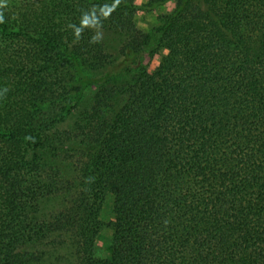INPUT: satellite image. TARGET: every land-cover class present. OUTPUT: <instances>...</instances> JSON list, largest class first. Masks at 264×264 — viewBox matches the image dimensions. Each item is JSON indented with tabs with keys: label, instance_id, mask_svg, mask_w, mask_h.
Segmentation results:
<instances>
[{
	"label": "trees",
	"instance_id": "obj_1",
	"mask_svg": "<svg viewBox=\"0 0 264 264\" xmlns=\"http://www.w3.org/2000/svg\"><path fill=\"white\" fill-rule=\"evenodd\" d=\"M169 3L0 0V264H264V0Z\"/></svg>",
	"mask_w": 264,
	"mask_h": 264
},
{
	"label": "rangeland",
	"instance_id": "obj_2",
	"mask_svg": "<svg viewBox=\"0 0 264 264\" xmlns=\"http://www.w3.org/2000/svg\"><path fill=\"white\" fill-rule=\"evenodd\" d=\"M145 1L146 0H134V3L138 8L135 16L136 22L137 26L141 29L153 28L157 25L158 20L161 17H163L165 14H168L173 9V3H169L163 10L156 9L152 12L147 13L140 10L141 5L144 4ZM168 49L169 48L166 45H162L153 57L146 56L144 58V64L149 74L153 73V71L158 67L161 60L167 55ZM93 94L94 89H86L80 106L83 107L85 105H88L92 100ZM111 209L112 202L111 200H109L106 207H104L100 214V221L104 225V229L101 233L100 238L96 241L95 256L99 258H104L109 253L111 236L114 230V219L111 213Z\"/></svg>",
	"mask_w": 264,
	"mask_h": 264
},
{
	"label": "clouds",
	"instance_id": "obj_3",
	"mask_svg": "<svg viewBox=\"0 0 264 264\" xmlns=\"http://www.w3.org/2000/svg\"><path fill=\"white\" fill-rule=\"evenodd\" d=\"M3 22V17L2 16H0V23H2Z\"/></svg>",
	"mask_w": 264,
	"mask_h": 264
}]
</instances>
